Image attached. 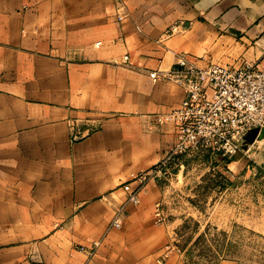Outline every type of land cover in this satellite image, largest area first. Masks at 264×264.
<instances>
[{
	"label": "crops",
	"instance_id": "crops-1",
	"mask_svg": "<svg viewBox=\"0 0 264 264\" xmlns=\"http://www.w3.org/2000/svg\"><path fill=\"white\" fill-rule=\"evenodd\" d=\"M180 55L264 68V0H0V264H184L157 179L111 224L174 144L186 93L150 74Z\"/></svg>",
	"mask_w": 264,
	"mask_h": 264
},
{
	"label": "rangeland",
	"instance_id": "rangeland-1",
	"mask_svg": "<svg viewBox=\"0 0 264 264\" xmlns=\"http://www.w3.org/2000/svg\"><path fill=\"white\" fill-rule=\"evenodd\" d=\"M262 144L231 159L202 153L167 164L154 217L166 227V252L184 264H264V159L250 150Z\"/></svg>",
	"mask_w": 264,
	"mask_h": 264
},
{
	"label": "built area",
	"instance_id": "built-area-1",
	"mask_svg": "<svg viewBox=\"0 0 264 264\" xmlns=\"http://www.w3.org/2000/svg\"><path fill=\"white\" fill-rule=\"evenodd\" d=\"M150 75L175 82L184 89L186 97L160 118L173 125L175 141L171 149L156 165L134 178L137 184L131 181L123 184L126 201L116 209L111 223L117 228L121 225L125 205L139 204L146 182L166 173L169 162L202 153L231 159L240 151H248L242 145L247 131L264 127V68L257 64L199 66L180 55L170 70ZM70 129L73 139L89 134V129H80L77 122L71 123ZM159 205L156 203L155 214L161 220Z\"/></svg>",
	"mask_w": 264,
	"mask_h": 264
},
{
	"label": "water",
	"instance_id": "water-1",
	"mask_svg": "<svg viewBox=\"0 0 264 264\" xmlns=\"http://www.w3.org/2000/svg\"><path fill=\"white\" fill-rule=\"evenodd\" d=\"M248 143L251 145L250 147H252V145H255L256 143H263L261 146V150H250H252V153L259 154V156H262L264 159V127L261 130L256 128L247 131L246 134L243 136L242 145L245 147Z\"/></svg>",
	"mask_w": 264,
	"mask_h": 264
}]
</instances>
